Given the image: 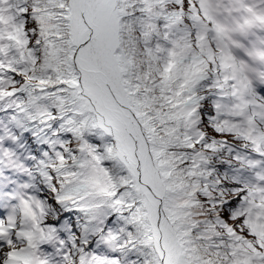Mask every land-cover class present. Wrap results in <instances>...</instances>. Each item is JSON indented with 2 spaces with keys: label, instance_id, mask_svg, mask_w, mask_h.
<instances>
[{
  "label": "snow or ice",
  "instance_id": "obj_1",
  "mask_svg": "<svg viewBox=\"0 0 264 264\" xmlns=\"http://www.w3.org/2000/svg\"><path fill=\"white\" fill-rule=\"evenodd\" d=\"M0 264H264V0H0Z\"/></svg>",
  "mask_w": 264,
  "mask_h": 264
}]
</instances>
